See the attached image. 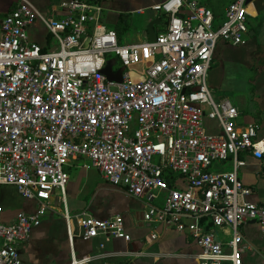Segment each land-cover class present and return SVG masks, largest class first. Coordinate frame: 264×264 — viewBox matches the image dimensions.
Returning <instances> with one entry per match:
<instances>
[{
	"label": "built area",
	"instance_id": "built-area-1",
	"mask_svg": "<svg viewBox=\"0 0 264 264\" xmlns=\"http://www.w3.org/2000/svg\"><path fill=\"white\" fill-rule=\"evenodd\" d=\"M247 2L231 1L217 19L201 0H161L150 9L164 18L162 29L136 44L119 41L90 0H53L44 14L17 0L0 18V188L12 186L35 205L8 219L0 206V264H26L19 248L48 216L65 222L67 264L97 259L76 255L75 229L83 240H130L122 214L100 219L88 207L71 210L73 165L143 197V222L183 233L199 247L200 264H242L239 226L251 220L264 234V201L250 200L238 171L243 157L264 164V137L256 123L240 121L228 98L214 95L208 75L219 42L245 43ZM37 21L50 37L44 45L29 35ZM111 58L121 82L101 72ZM226 161L230 171L212 170Z\"/></svg>",
	"mask_w": 264,
	"mask_h": 264
},
{
	"label": "crops",
	"instance_id": "crops-1",
	"mask_svg": "<svg viewBox=\"0 0 264 264\" xmlns=\"http://www.w3.org/2000/svg\"><path fill=\"white\" fill-rule=\"evenodd\" d=\"M44 1L47 5L46 13L53 0ZM90 1L101 4L103 7L101 21L107 28L113 29L119 35V41L123 42L126 36H130V40L124 42L125 44L147 41L146 27L154 19H159L160 22L152 26L153 31L158 33L162 29L164 18L150 9L153 4L161 0ZM201 1L212 11L217 19H221L225 8L233 0ZM209 4L213 9L218 11L217 8H219L220 11L215 12L210 8ZM120 16L124 17L122 21H119ZM37 23L32 26L29 35L32 40L44 45L48 38L44 30L41 35L38 33L42 26L39 22ZM247 24L249 33L244 44L238 46L222 42L217 44L209 72V85L216 96H225L240 110L242 114L241 122L256 123L259 136L264 137V0H248ZM225 63L229 64L226 69L228 73L236 68L246 73L245 77L250 82L245 91L246 95L240 96L236 94V96H233L231 91L228 92L221 87L220 78L223 74L220 73V70ZM243 158L245 159V164L238 171V177L246 186L252 189L250 200L264 201V164L250 156ZM67 168L84 170L79 165ZM231 168L232 164L230 161L215 163L212 166L214 172H227ZM84 185V188L75 190L69 181L68 190L70 189L71 197L69 199L67 197V202L68 205L69 202L71 203L72 207L69 206L71 210L76 211L88 207L100 219L108 218L118 213L122 214L130 240L105 239L103 237L91 240L82 239L85 246L79 248V257L85 255L97 256V259L91 264H200L197 258L200 253L199 247L183 233L171 228L162 230L157 227H148L143 222L142 214L147 204V202H144L145 199L143 197H132L136 199V203H133L130 200L131 198H129L131 196H127L121 190L112 188L103 191L96 187L93 188L88 176ZM89 185L93 189L91 196H87L85 193V188L90 187ZM138 201H141L142 204H137ZM29 203H31L33 208L23 209V211L30 212L35 209L33 202L30 201ZM16 213H11L8 218H11ZM50 218L53 219L54 217L48 216L38 226L33 228L27 244L19 248V255L24 263L30 264L28 261L31 264L68 263L70 247L66 227L64 230L66 252L62 251L60 256H58L55 252L42 253L39 251L41 242L47 240L51 234ZM239 228L243 236L242 264H264V234L260 225L250 220L240 224ZM156 232L158 238L150 239V233L156 234ZM216 233L222 240L229 237V233L223 229H217Z\"/></svg>",
	"mask_w": 264,
	"mask_h": 264
},
{
	"label": "rangeland",
	"instance_id": "rangeland-1",
	"mask_svg": "<svg viewBox=\"0 0 264 264\" xmlns=\"http://www.w3.org/2000/svg\"><path fill=\"white\" fill-rule=\"evenodd\" d=\"M41 13H45L47 9V5L45 4L44 0H29ZM17 5V0H0V18H2L10 9L15 7ZM210 8L211 5L209 4ZM218 11H220L219 8H217ZM215 12H218L217 10L213 9ZM38 22V21H37ZM36 22V23H37ZM35 23V24H36ZM37 25H39L37 23ZM40 35L43 33V29H40L38 32ZM130 40V36H126L123 39V42H128ZM125 44V43H124ZM227 63L224 64L222 67V71L220 70V73L223 74L221 79V87L225 89L228 92H232L233 96L240 95H246L245 91L247 89L249 80L245 77L246 73L239 70V68L234 69L232 72H227ZM210 72V71H209ZM208 84H209V75H208ZM215 95V93H214ZM216 96V95H215ZM67 172L69 174V180L66 184V189H67V197L68 199L71 197L70 196V189L68 190V183L72 184L75 190L84 188V182L86 181V177L90 178V181L92 182L93 188L96 187L97 189L105 190V189H112L111 186L108 184H105L99 177L98 173L93 169L90 168L87 170H73V169H68ZM90 186V185H89ZM85 193L88 196H91L93 194V189L92 186L88 187L87 189L85 188ZM130 196V195H127ZM133 196L129 197L131 198L130 200L134 203L136 199L132 198ZM144 200V199H143ZM30 202V201H29ZM28 200L24 199L14 187L12 186H2L0 188V206L3 209L4 216L6 218L9 217L11 213H16L17 211L20 210H26L27 208L31 209L33 206L31 203H29ZM144 202H146L144 200ZM136 203V202H135ZM142 204L141 201H138L137 204ZM34 204V203H33ZM69 206H71V203L69 202ZM60 207V206H59ZM137 209V208H136ZM95 210V208H94ZM51 219V218H50ZM61 219L59 216H54L53 219H51V234L47 240H43L39 246V251L42 253H47V252H55L58 256H60V253L62 251L66 252V244L64 242V220ZM78 229H75L74 232V245L75 249L77 250V256L79 257L80 254L78 253V250L81 246H85V243L82 241V239L78 235ZM66 238V234H65ZM75 250V251H76ZM68 252V248H67ZM28 263L31 264L30 261Z\"/></svg>",
	"mask_w": 264,
	"mask_h": 264
},
{
	"label": "water",
	"instance_id": "water-1",
	"mask_svg": "<svg viewBox=\"0 0 264 264\" xmlns=\"http://www.w3.org/2000/svg\"><path fill=\"white\" fill-rule=\"evenodd\" d=\"M159 22H160L159 19H154L146 27L148 34V41L155 40L156 33L153 31L152 26ZM87 41L88 39L85 40V42ZM114 63H115V59L113 58L107 60L106 65L102 68L101 72L107 77L108 81L121 82L122 68H118L115 72H113L112 65H114Z\"/></svg>",
	"mask_w": 264,
	"mask_h": 264
},
{
	"label": "trees",
	"instance_id": "trees-1",
	"mask_svg": "<svg viewBox=\"0 0 264 264\" xmlns=\"http://www.w3.org/2000/svg\"><path fill=\"white\" fill-rule=\"evenodd\" d=\"M124 18V17H123ZM121 16H120V18H119V21L121 20L122 21V19H123ZM119 35L117 34V37H118ZM48 39L47 40H49V38L50 37H47Z\"/></svg>",
	"mask_w": 264,
	"mask_h": 264
}]
</instances>
